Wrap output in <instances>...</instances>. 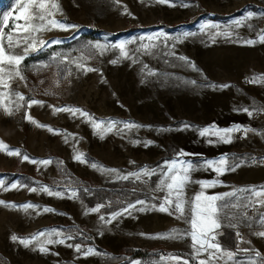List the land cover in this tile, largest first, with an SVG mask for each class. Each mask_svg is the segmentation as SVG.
Returning a JSON list of instances; mask_svg holds the SVG:
<instances>
[{"label":"rangeland","instance_id":"374dc122","mask_svg":"<svg viewBox=\"0 0 264 264\" xmlns=\"http://www.w3.org/2000/svg\"><path fill=\"white\" fill-rule=\"evenodd\" d=\"M56 2L60 11L51 9L49 19L74 27L36 33L37 50H29L21 64L24 79L13 73L7 81L11 88L0 87V141L34 160L52 161L47 166L22 162L20 156L0 151V181L9 188L5 191L0 187V201L5 202L0 205V264H199L207 260L215 250L196 254L190 211L181 218L155 209L135 210L111 224L100 220L101 215L107 219L112 212L138 200L146 203L137 204V209L158 205L166 192L155 189L165 163L173 159L197 165L185 189L186 200H193L203 190L206 195L223 196L217 203L227 205L221 213V227L214 230V242L222 252L216 253L211 264H264V236L259 235L264 232V204L258 202L264 198L237 191L264 189V82H250L264 75V43L259 42L264 33V0ZM19 7L17 0H0V18L5 14L9 17L6 27L0 25L5 33L16 36L13 28L24 24L23 19H17ZM249 13L252 18L245 19ZM206 25L213 27L201 32ZM225 31L232 35L212 39ZM184 33L192 35L184 37ZM41 40L43 46H39ZM247 40L257 42L248 45L244 43ZM127 41H131L126 44L130 59L111 47ZM96 44L107 46L103 55L92 47ZM148 44L156 47L151 54H144L141 45ZM23 47L10 51L22 55ZM81 56L91 58L81 61ZM181 56L187 60L179 59ZM114 59H118L117 64L110 63ZM77 63L98 71L85 73L77 69ZM144 65L157 75L148 76V69L142 72ZM10 92L23 94L25 101H43V106H25L8 116L6 106L14 110L16 103H24ZM60 107L80 108L105 123L122 122L117 127H123V122L145 127L124 129L122 133L114 130L101 139L87 118L69 112L53 114V109ZM243 108L253 114L249 116ZM25 112L58 133L36 127L25 119ZM233 125L241 127L242 135L233 133L231 143L199 134L206 127ZM245 128L252 131L246 133ZM146 141L152 143L145 146ZM180 151L186 155L178 157ZM77 152L84 153L88 163L74 160ZM224 155L239 167L219 177L203 167L204 161ZM93 162L118 171L101 172L90 166ZM142 169L155 174L141 180L117 178ZM73 176L88 182L75 181ZM216 179L220 181L216 186L201 188L200 181ZM13 183L27 187L14 189L10 187ZM41 186L63 193V198L28 190ZM72 191L77 196L69 199ZM25 203L38 207L24 210L6 206ZM253 203L258 208L246 212ZM98 204L104 205L100 212L85 214ZM45 207L54 211L44 212ZM51 229L74 239L48 245L47 253L33 250L35 242L25 247L11 239L13 234L30 238ZM172 229L184 233L182 238H152L167 235ZM69 244H80L82 252L91 247L99 254L84 256ZM128 247L149 249L152 257L132 258L122 252ZM226 252L233 253L231 259L224 255Z\"/></svg>","mask_w":264,"mask_h":264},{"label":"snow or ice","instance_id":"6c2138e0","mask_svg":"<svg viewBox=\"0 0 264 264\" xmlns=\"http://www.w3.org/2000/svg\"><path fill=\"white\" fill-rule=\"evenodd\" d=\"M159 2L164 3L166 0H159ZM17 3L20 5L19 7V17L17 19H23V25H15L13 31L17 33L16 36L13 35L12 32L5 33L4 27L7 26V21L9 19L8 15L5 14L3 18H0V25L4 27H0V87L4 88H11L10 84L7 83L8 80L13 78V73L16 77H19L21 80L24 77L21 74V64L24 61L26 55L28 54L29 50L35 51L37 50V38L35 36L36 33L41 31H50L53 27L60 28L62 30H67L68 27H74L70 25H65L56 19H49V17L53 16V12L51 9H55L56 11H60L59 4L56 0H17ZM50 3V8H49ZM187 6V5H185ZM252 13H249L245 19L252 18ZM241 22L237 21L236 24L239 26ZM213 27V25H206L201 28V32H205L207 28ZM159 35H163L160 33ZM192 35L191 33H184L183 36L187 37ZM216 35H222L225 37H230L232 33L225 31L221 33H216L212 36V39L215 40ZM149 40H152L153 37H148ZM31 41V42H29ZM5 42L7 43V48L5 47ZM257 41L247 40L244 43L248 45H253ZM259 42L264 43V33H261L259 36ZM44 41H39V46L44 45ZM131 43V41L121 42L117 45H112L111 47L118 48L120 50L121 56L124 58L130 59L128 51H126V44ZM21 45H25L23 47V54H14L11 52V49L19 48ZM95 49L99 51L100 55H103L104 50L107 46L96 44L93 45ZM156 45L148 44V45H141L144 54H151V49L155 48ZM141 49H137L140 51ZM91 57H84L81 56L79 59L81 61L85 59H90ZM181 60H187L186 57H179ZM135 62V61H134ZM110 63L117 64L118 59L111 60ZM76 67L78 70H83L86 72L98 71V69L87 67L83 63H77ZM194 67V65H193ZM145 69L147 70L148 76L157 75L156 72L149 69L147 65H144V68L141 69L143 72ZM7 73V76L5 74ZM71 75V72L68 73ZM252 83H260L264 82V75L255 76L250 81ZM187 83H195L194 81H188ZM220 87H229V85H221ZM10 95L15 96L19 101H23L24 103H16L15 109L13 110L11 107H5L4 111L6 115L11 116L14 115L15 112L21 110L25 106L27 108H31L33 105H41L43 106V101L35 100V99H28L25 101V97L23 94L19 92H10ZM3 97V93H0V98ZM11 103V101L9 102ZM0 104H2V99H0ZM243 112L247 113L251 116L253 113L248 108H243ZM57 112H69L72 116H76L79 114L87 118V120L91 123L95 134L99 135L101 139L105 137L108 133L113 132L114 130L117 133H122L124 129H128L131 131L134 128H141L145 127L144 125H139L130 122H123V127H117L122 122L110 120L107 123L103 121L95 120L89 113L80 109V108H69V107H60L54 108L53 114ZM25 119L29 122L36 125L38 128H47L49 132L58 133V130H54L47 125H43L36 121L33 117H31L27 112H25ZM150 127V126H149ZM185 127H188L185 125ZM241 127L239 125H233L230 128H215L213 127H206L199 130L200 136H214L216 137L218 142L223 143H231L232 142V134L238 131H241ZM244 132L252 131V129H243ZM71 135V134H69ZM65 142L67 143V137L65 138ZM138 141H133V143H137ZM213 141H210V143ZM152 141H146L145 146L151 144ZM0 151H6L8 155L12 156H20L22 162L27 161L33 164H40L47 166L52 163L50 159L46 160H34L30 158L27 154H22L19 149H9L8 146L3 142L0 141ZM178 157H182L186 155L183 151H180ZM74 160L79 161L80 163H88L86 160L85 154L77 152L76 155L73 157ZM60 163H63L62 161ZM90 166L93 169L99 170L101 172H117L116 169H106L103 165L97 164L95 162L91 163ZM203 167L211 169L216 173V176L219 177L223 175L226 171H234L235 168L239 167V164H231L229 163V159L226 155L221 156L218 160H207L204 161ZM197 169V165H194L190 161L180 160V159H173L169 162H166L164 165V169L161 172L162 178L159 180V183L156 186L155 191L166 192V195L161 199L158 205H152L151 208L141 207L137 209L136 205H145L144 200H138L135 204H129L124 207L122 210H118L112 212L110 216L106 219L104 215L100 216L101 222L104 224H111L113 221H116L119 217L125 214H131L132 211H146V210H158L160 212H165L169 214H178L179 217L187 216L188 212H191V219L189 223L191 224V239H192V247L196 249V254L199 255L202 251L208 252L209 249H214V252L209 253L207 260H200L199 264H211V262L216 259V253L222 252V249L218 243H215V235L214 230L219 229L221 227L220 219L221 213L223 212L224 208L227 205H220L217 202L224 199L223 196L218 195H206V193L202 190L201 192L197 193L193 200L188 201L185 199V189L189 183H191V173ZM155 174L153 171L148 169H142L138 172H131L127 175H119L117 178L122 180H128L130 177H135L136 180H141L143 176H151ZM200 186L202 189H209L216 186L220 181L218 179L213 181H200ZM0 187H3V190H9L8 187H4V182L0 181ZM11 188H18V187H27L26 185H20L13 183L10 186ZM30 192H44L47 193L49 196H56L63 198V193L54 191L49 189L47 186H41L39 189L37 188H29ZM237 191H248L251 192L256 197L264 198V189L260 191H256L254 189H238ZM235 193H229L228 195H234ZM77 193L75 191L71 192V195L68 197L69 199L75 198ZM259 203L264 204V199L258 201ZM5 204L4 201H0V205ZM12 208H22L24 210H28L29 208H37V205H33L31 203H25L23 205H6ZM190 206V207H189ZM104 205L98 204L95 207L88 208L85 214L89 213H98L100 212L101 208ZM174 210V211H173ZM44 212H52L54 209L45 207L43 209ZM184 233H181L179 230L172 229L169 231L167 235H157L152 238H162V239H180ZM259 235L264 236V232L259 233ZM44 237L43 240L40 238ZM52 237H56L53 239ZM13 241H19L25 247H29L33 245L35 242V247L33 250H38L42 253L49 252L48 245L53 244H65L66 240H72L74 237L70 234H65L64 232L51 229L47 232L41 231L36 235L30 238H19L15 234L11 236ZM68 247H72L75 249L76 252H82V246L80 244H69ZM84 256L88 255H96L99 254L95 251V249L89 247L82 252ZM224 255H227L229 259L232 258L233 253L226 252ZM259 255V253H256ZM176 259H179L178 257ZM184 264H188L187 261H184Z\"/></svg>","mask_w":264,"mask_h":264},{"label":"trees","instance_id":"16d2710c","mask_svg":"<svg viewBox=\"0 0 264 264\" xmlns=\"http://www.w3.org/2000/svg\"><path fill=\"white\" fill-rule=\"evenodd\" d=\"M186 24H191L193 23L192 21H187L185 22ZM137 27H132V29H136ZM73 180L77 181H81L84 183H87L88 181H83L75 176L72 177ZM122 252H124L125 254H128L129 256H131L132 258H141V259H149L152 257V252L149 249L146 248H140V249H136V248H124L122 249ZM64 264H68V263H64Z\"/></svg>","mask_w":264,"mask_h":264},{"label":"built area","instance_id":"2783aa9c","mask_svg":"<svg viewBox=\"0 0 264 264\" xmlns=\"http://www.w3.org/2000/svg\"><path fill=\"white\" fill-rule=\"evenodd\" d=\"M260 116V115H259ZM237 135L238 136H241L242 135V130L241 131H238L237 132ZM258 208V204L257 203H253V205H249L246 209H245V211L246 212H253L255 209H257Z\"/></svg>","mask_w":264,"mask_h":264}]
</instances>
